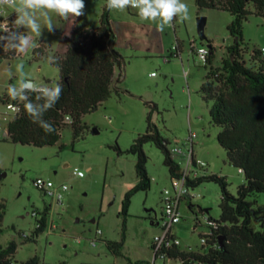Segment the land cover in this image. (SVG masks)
I'll list each match as a JSON object with an SVG mask.
<instances>
[{
	"label": "rangeland",
	"instance_id": "obj_1",
	"mask_svg": "<svg viewBox=\"0 0 264 264\" xmlns=\"http://www.w3.org/2000/svg\"><path fill=\"white\" fill-rule=\"evenodd\" d=\"M180 2L188 7L187 17H173L170 26L164 25L162 31L157 28L162 23L159 17L142 20L136 8L127 6L123 11H109L114 34L111 46L124 58L121 86L129 94L119 97L113 93L103 106L86 114L83 123L88 129L82 138L73 142L68 127L61 131L56 145L40 148L4 140L6 127L15 113L2 100L7 97L11 103L15 99L20 101V90L28 80L48 89L57 85L59 70L47 57L34 60L32 49L43 45L50 53L55 52L63 46L64 38L73 37L74 30L96 25L107 0H84V14L77 18L69 16L68 20L45 7L24 6L16 12L0 6L3 16L17 14L16 18H23L19 26L27 37L20 55L0 59V175L5 173L0 179V202L6 205L0 245L16 243V262L24 263L37 256L43 264H163L161 259L154 260L151 249L154 236L160 232L158 224L152 222H157L155 216H160L163 192L172 189L173 179L163 164L162 153L152 143L143 147L150 189L137 192L131 199L120 254L114 255L106 246V241L122 239L121 203L126 192L137 183L136 157L127 150L145 132L149 112L145 104L157 107L152 123L168 141L169 151L176 147L185 153L190 151L188 137L194 133L195 158L207 165L196 169L197 177L224 176L229 192L236 195L244 175L229 164L217 141L219 129L211 123L210 105L200 92L210 67L195 52L202 46L209 56L211 43L214 48L211 65L219 67L226 58V48L233 43L228 32L233 17L226 11L198 9L195 0ZM201 17L206 19L203 40L198 32ZM29 19L38 25L39 35L27 26ZM46 20L51 22V28ZM243 38L248 45L244 47L248 61L254 49L264 46V17L248 16L243 24ZM174 46H179L181 53L169 57ZM93 129L98 132L93 133ZM116 145L122 154L117 153ZM171 156L183 172L186 157ZM75 170L83 176L74 174ZM37 178L50 180L55 186L67 185L62 205L36 188ZM189 178L193 179L194 173ZM189 195L193 209L187 198L182 200L181 221L172 232L180 241V249L197 252L202 251L201 235L209 230L204 224L199 225V220L205 214L215 220L220 217V189L214 182H204L190 188ZM260 199L263 201L264 196ZM45 208L49 212L47 227L35 241L27 240ZM98 230L101 234H97ZM168 263L166 260L165 264Z\"/></svg>",
	"mask_w": 264,
	"mask_h": 264
},
{
	"label": "trees",
	"instance_id": "obj_2",
	"mask_svg": "<svg viewBox=\"0 0 264 264\" xmlns=\"http://www.w3.org/2000/svg\"><path fill=\"white\" fill-rule=\"evenodd\" d=\"M195 4L198 9L226 11L233 17L228 26L233 43L226 48V58L217 68L211 65L214 48L211 43L209 45L210 55L205 63L210 68L200 92L210 105L211 123L219 129L217 141L225 150L229 164L244 175V182L233 195L224 176L186 178L191 189L204 182L218 185L220 217L212 219L213 224L207 226L208 234L201 235L202 251H182L173 247L167 257L181 264H264V200L260 199L264 196V60L259 49L252 51L248 61L245 59L248 45L243 38V24L248 16L264 17V0H195ZM109 11L106 3L96 25L74 30L73 37L64 38L65 52L62 55L50 53L43 45L33 50L34 60L47 57L50 64L59 70L57 85H61L60 97L57 101L49 100L44 91L21 89V100L12 101L20 103V111L8 123L4 140L38 148L54 146L60 141L61 131L70 127L74 142L88 129L83 123L86 114L103 106L113 93L119 97L129 94L121 86L124 58L111 46L114 34ZM24 38V33L17 37L11 53L0 55V59L16 57ZM180 53V47L176 46L175 51L170 50L169 57H178ZM2 103L10 104V98L5 97ZM46 103L52 107H46ZM25 104L32 105L31 115L25 110ZM145 105L149 108L145 132L127 150L136 157L137 183L126 192L121 203L122 239L120 242L106 241L108 250L114 255L120 254L123 247L132 197L137 192H147L151 186L144 145L152 143L162 153L163 164L172 179L183 175L170 154L168 141L152 123V114L157 107ZM66 116L71 118L70 123L65 122ZM42 124L49 125L52 131L46 132ZM115 149L119 155L123 153L117 145ZM186 198L193 209L190 195ZM5 212L6 205L0 202V232ZM48 215V208H45L37 221L40 226L27 240L35 241L45 230ZM16 249L14 241L6 246L0 245V264H43L37 256L24 263L16 262Z\"/></svg>",
	"mask_w": 264,
	"mask_h": 264
},
{
	"label": "built area",
	"instance_id": "obj_3",
	"mask_svg": "<svg viewBox=\"0 0 264 264\" xmlns=\"http://www.w3.org/2000/svg\"><path fill=\"white\" fill-rule=\"evenodd\" d=\"M4 11H0V24L6 25V30L3 27H0V55H8L12 51V44L17 37H20L23 33L20 32L17 25L13 24V21L17 20L16 15L12 14L10 16H3ZM176 50V46L172 48V51ZM262 54V59L264 60V47L260 49ZM22 52V47L16 52V56L20 55ZM196 55L201 59L206 61L208 58V52L204 47H198L196 49ZM32 81H27L26 83ZM25 83V84H26ZM45 86H35L32 89L36 92L43 91ZM7 109L12 110L15 114L20 111V103H10L7 104ZM65 122L70 123L71 118L69 116L65 117ZM195 138L194 133H190L188 137V142L190 144V151H183L181 147L172 148L170 150L171 155L185 156L186 167L182 172L183 175L179 178H173L172 189H166L163 192V207H162V219L157 222L160 232L154 236L151 249L154 252V260L161 259L163 260V264H165L166 260L169 262L168 264H181L180 261H172L167 257V253L173 249V247H179L180 241L173 235L172 229L174 226L178 225L181 221V214L179 211V205L183 199H185L190 193V187L187 185L186 178L189 177L191 173H194V178L197 177L196 169H204L207 165L205 162L196 159L191 150L193 139ZM74 174L79 177L83 176V173L75 170ZM193 178V179H194ZM36 188H38L42 193L46 196L52 198V200L58 204L62 205L65 193L68 191L67 185L55 186L54 183L50 180H44L41 178H37L34 182ZM33 216H37L36 212L32 213ZM204 222H207L209 225L213 224V221H210L205 215L202 216ZM198 219V217H197ZM200 221V220H199ZM40 224L37 223L36 227H39ZM97 234H101V231L98 230ZM208 234V233H206ZM203 243V241H202ZM92 245H95V241H92Z\"/></svg>",
	"mask_w": 264,
	"mask_h": 264
},
{
	"label": "clouds",
	"instance_id": "obj_4",
	"mask_svg": "<svg viewBox=\"0 0 264 264\" xmlns=\"http://www.w3.org/2000/svg\"><path fill=\"white\" fill-rule=\"evenodd\" d=\"M0 6H8L13 11L20 12L22 7L38 8L45 7L49 10H54L58 16L64 20H68L69 16L77 18L83 15L85 8L84 0H0ZM127 6L138 9V15L142 20H155L160 18L162 23L157 24L158 30L162 31L163 26H170V23L175 16H180L181 19L187 17L188 7L186 4L181 3L180 0H107V7L109 10L117 9L123 11ZM27 16V13H24ZM23 22L22 17H18L13 21L14 25H19ZM45 23L51 28V22L46 20ZM27 26L30 30L39 35L38 25L31 19L27 21ZM0 27L5 28V24H0ZM27 43V39L21 41V45ZM23 87L32 89L34 85L28 82ZM44 95L49 100L57 101L61 93V85H53L52 89L45 88ZM39 99V97H37ZM46 107H52L46 103ZM25 110L29 115L32 114L33 108L30 104H25ZM46 132H51L52 128L47 124L41 125Z\"/></svg>",
	"mask_w": 264,
	"mask_h": 264
},
{
	"label": "crops",
	"instance_id": "obj_5",
	"mask_svg": "<svg viewBox=\"0 0 264 264\" xmlns=\"http://www.w3.org/2000/svg\"><path fill=\"white\" fill-rule=\"evenodd\" d=\"M18 26V28H19V30H20V32H22V33H24L25 34V38L24 39H26L27 37H26V33L25 32H23V30L21 29V27L19 26V25H17ZM25 45V44H24ZM24 45H22V52H23V46ZM37 47V46H36ZM36 47H34L33 49H32V55H33V50L36 48ZM264 47V46H263ZM65 52V46H64V44H63V46H61L58 50H55V52H52V53H58V54H63ZM29 81V80H28ZM33 82V81H32ZM34 83V82H33ZM4 135L6 136L7 135V127H6V130H5V133H4ZM191 150H192V152H193V154H194V142H193V144H192V147H191ZM194 157H195V155H194ZM205 212L206 213H208L209 212V209H206L205 210ZM205 216L207 217V218H209V220L210 221H212V218L210 217V216H207L206 214H205ZM198 217V216H197ZM199 218V217H198ZM204 219L202 218V221H199V225H205L206 227L209 225L207 222H204L203 221ZM152 224H155V225H157V222H155V221H153L152 222ZM208 233V232H207ZM157 235V234H156ZM155 235V236H156ZM173 235L175 236V234L173 233ZM179 248H180V246H179ZM182 250V249H181ZM183 251V250H182ZM190 252H192V251H190Z\"/></svg>",
	"mask_w": 264,
	"mask_h": 264
},
{
	"label": "water",
	"instance_id": "obj_6",
	"mask_svg": "<svg viewBox=\"0 0 264 264\" xmlns=\"http://www.w3.org/2000/svg\"><path fill=\"white\" fill-rule=\"evenodd\" d=\"M205 24H206V19L204 17H201V18L198 19V32H199L200 38L202 40L205 39V35H204ZM92 132L93 133H97L98 131L93 129ZM4 176H5V173L1 174L0 178H2ZM148 211L150 212L152 210H148ZM155 215H156V212H155Z\"/></svg>",
	"mask_w": 264,
	"mask_h": 264
},
{
	"label": "flooded vegetation",
	"instance_id": "obj_7",
	"mask_svg": "<svg viewBox=\"0 0 264 264\" xmlns=\"http://www.w3.org/2000/svg\"><path fill=\"white\" fill-rule=\"evenodd\" d=\"M162 216H163V213H162V209H161L160 216L158 218H156V216H155L156 221L157 222L160 221L162 219Z\"/></svg>",
	"mask_w": 264,
	"mask_h": 264
}]
</instances>
